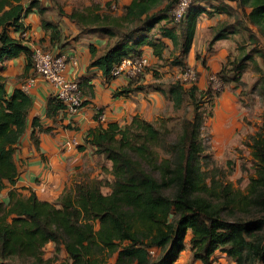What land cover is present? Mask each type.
Instances as JSON below:
<instances>
[{
	"label": "trees",
	"instance_id": "obj_1",
	"mask_svg": "<svg viewBox=\"0 0 264 264\" xmlns=\"http://www.w3.org/2000/svg\"><path fill=\"white\" fill-rule=\"evenodd\" d=\"M197 1H192L178 23L171 17L178 0H131L120 16L114 13L112 1L104 7L92 3L69 14L58 12L77 26L74 39L90 34L106 37L102 53L92 45L88 49L89 67L98 68L108 82L115 79L110 72L116 64L141 57L145 46L161 60L166 49L162 38L178 53L169 65L184 72L198 19L210 15L204 7L196 6ZM230 1L236 3L238 14L232 24L225 21L210 31V44L227 35L241 34L244 38L248 34L254 47L251 53L262 60L264 68V0ZM32 10L41 16L51 45L60 42V30L43 18L45 8L38 0H0V67L24 55L25 70L33 68L32 48L22 36L23 19ZM248 62L258 72L255 87L264 105V73L251 54L231 62L228 71L223 66L216 76L237 83ZM143 74L127 80L113 96L158 90L174 111L190 106L191 115L181 120L176 138H170L167 127L138 115L122 126L114 122L103 126L105 121H98L96 114L99 126L87 132L84 144L110 163L111 181H79L54 202L41 201L34 192L23 196L9 190L7 201H0V264L16 259L51 264L59 252H64L69 264H175L186 249L191 261L201 264L216 260V253L224 254L229 264H264V113L258 130L244 142L250 149L253 174L241 191L208 166L200 137L206 117L202 106L211 104V91L199 90L195 83L186 87L188 83L180 79L165 91L159 90L140 84ZM77 84L80 90V81ZM5 85L0 77V195L18 176L13 154L32 106L26 93L15 89L9 94ZM60 112L66 115L65 106L55 95L49 97L46 117L53 119ZM38 120L32 122L31 140L35 144L36 133L47 131ZM103 189L108 192L103 193ZM48 244L53 245L54 256L45 260L43 251Z\"/></svg>",
	"mask_w": 264,
	"mask_h": 264
},
{
	"label": "crops",
	"instance_id": "obj_2",
	"mask_svg": "<svg viewBox=\"0 0 264 264\" xmlns=\"http://www.w3.org/2000/svg\"><path fill=\"white\" fill-rule=\"evenodd\" d=\"M45 12L43 18L56 25L61 32V40L56 45L50 43V33L45 31L41 25V16L36 10H32L23 19V33L28 47L40 45L44 49L55 53L65 54L67 57H75L76 64H69L67 77L80 81V91L84 105L75 114L63 115L60 112L55 118H47L45 115L47 99L54 96V88L43 82L34 75L32 69L25 70V57L19 55L16 58L7 60L0 67V77L5 79L7 93L11 94L15 89L22 90V86L34 80L26 93L32 101L29 110L25 132L19 144L14 149L13 160L17 167L18 176L13 186L7 184L1 192L0 201H7L8 191L16 190L23 196L34 192L41 201L54 202L60 194L71 188L75 183L82 180L100 179L103 182H110L108 174L110 163L95 155L89 146H85L84 137L90 129L97 128L95 120L96 110H101L105 115V124L119 123L120 126L129 123L135 115L149 121L164 120L174 115L172 103L158 90L139 92L136 94L115 97L113 93L126 86L128 81L124 78H116L106 81L101 71L96 67H89L90 53L89 45L94 46L98 53H102L107 44L103 35L90 34L79 39L77 26L65 16H59L58 10L69 14L72 10L82 9L92 3L101 7L112 1L115 5V12L120 16L123 8L130 4L131 0H38ZM196 6H202L210 15L207 20L205 14L201 15L195 28L194 38L184 63L188 66H195L199 75L195 83L199 90L207 88L206 80L216 74L223 61L232 49L223 48L222 41H227L233 35L216 41L212 46V54L206 53L205 45L197 47V37L202 27L207 30L216 27L219 23L228 22L232 24L238 14L236 3L230 0H198ZM203 22V23H202ZM18 37V34H11ZM159 37V35H155ZM166 45L161 60L154 57L152 49L148 46L142 48V56L147 58L151 65L140 78L139 83L143 85L157 86L159 90H166L167 86L178 80L181 74L179 67L170 66L169 62L178 53L173 52V47L168 39L162 38ZM199 51L201 61L195 60V53ZM211 54V55H210ZM204 62V63H202ZM209 75V76H208ZM208 76V77H207ZM84 80V81H81ZM188 87V85H186ZM224 94L218 97L220 105L224 100ZM223 101H221V100ZM38 118L41 127L47 131L36 133L37 143L31 140L32 122ZM76 139L83 150H76L70 153L62 151V145L67 140ZM107 193V189L102 190ZM190 234H187L188 241ZM45 248H53L48 244ZM64 257L66 255L62 252ZM218 260L225 259L222 253H216ZM67 259V258H66ZM67 264L68 260H67ZM175 264H201L199 261H191V254L188 249L183 251Z\"/></svg>",
	"mask_w": 264,
	"mask_h": 264
},
{
	"label": "rangeland",
	"instance_id": "obj_3",
	"mask_svg": "<svg viewBox=\"0 0 264 264\" xmlns=\"http://www.w3.org/2000/svg\"><path fill=\"white\" fill-rule=\"evenodd\" d=\"M208 17L209 15H206L204 20H207ZM213 28L207 30L206 27H202L199 31V37H197L196 46L199 47L204 44L207 54H212L210 41L213 35L210 31ZM251 28L254 30L253 27ZM221 45L227 50H232L228 51L229 54L221 64L219 71L223 66L228 71L231 62L237 61L246 54H251L253 60L257 62L264 73L262 60L255 53H251L254 47L249 44L248 34H244V38L241 34H233L227 41H222ZM200 55L199 51L195 53L196 61H201ZM72 58L75 59V57ZM150 66L146 70L151 68ZM246 66L237 83L224 82L216 76L219 71L216 74L208 75L209 77L207 76V88L205 90L209 89L214 97L211 104L205 103L202 106L206 117L200 137L210 161L209 169L216 168L218 176L230 183L233 188L241 191L245 189L249 176L253 174L250 149L244 145V142L258 130L264 113V105L255 87L258 72L255 71L251 63L248 62ZM188 69L194 72L195 82L193 83H196L197 75H199L196 67L191 66L186 70ZM34 75L36 76L35 73ZM226 76L230 77V74L226 73ZM211 78L215 79V83L211 81ZM222 93L224 94V97L222 96L224 101L220 99L223 102L219 105V99L215 95ZM191 110L190 106L185 105L180 110L174 111L172 117L157 120L154 123L158 126L167 127L170 130V138L175 139L180 132L181 120L188 118L191 115ZM0 196L1 199L2 194ZM53 250V248H45L43 258L45 260L53 258ZM216 260H218L217 257ZM1 264H31V262L16 259ZM51 264H67V259L62 252H59L57 257L52 259ZM218 264H229V262L223 258L218 260Z\"/></svg>",
	"mask_w": 264,
	"mask_h": 264
},
{
	"label": "built area",
	"instance_id": "obj_4",
	"mask_svg": "<svg viewBox=\"0 0 264 264\" xmlns=\"http://www.w3.org/2000/svg\"><path fill=\"white\" fill-rule=\"evenodd\" d=\"M193 0H178L176 6L171 11V17L175 23L184 19L187 9L191 6ZM114 8V6L112 7ZM24 37V34H22ZM32 65L33 72L43 82L51 85L54 88V95L65 106V111L69 115L75 114L83 106V98L79 90L77 81L69 79L66 71L69 64H76V59L69 58L65 54L55 53L45 50L40 46H32ZM150 66L149 61L144 56L139 58L124 59L116 64L110 75L113 78H124L126 80L135 79L137 76ZM195 74L191 69L185 70L180 74L179 79L183 82H195ZM215 83V79L211 78ZM34 80H30L22 86V91L27 93L30 85ZM98 121L104 122L105 115L96 110ZM80 145L78 140L71 139L64 142L62 151L65 153L73 152ZM210 264H218V260H212Z\"/></svg>",
	"mask_w": 264,
	"mask_h": 264
}]
</instances>
